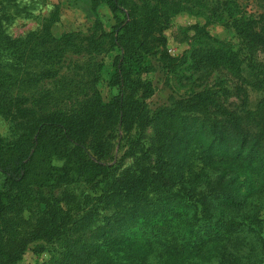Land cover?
<instances>
[{"label": "trees", "instance_id": "trees-1", "mask_svg": "<svg viewBox=\"0 0 264 264\" xmlns=\"http://www.w3.org/2000/svg\"><path fill=\"white\" fill-rule=\"evenodd\" d=\"M42 1L0 0V264L36 242L44 264H264V0L258 12L243 0H68L95 16L107 5L114 23L59 37ZM181 11L234 34H207L192 58L237 85L152 108L144 75L171 59L163 31ZM29 16L37 28L8 32ZM103 74L118 90L109 101ZM120 130L122 169L107 162ZM69 184L100 189L60 191Z\"/></svg>", "mask_w": 264, "mask_h": 264}, {"label": "rangeland", "instance_id": "rangeland-1", "mask_svg": "<svg viewBox=\"0 0 264 264\" xmlns=\"http://www.w3.org/2000/svg\"><path fill=\"white\" fill-rule=\"evenodd\" d=\"M43 19L48 21L50 31L57 37L68 32L89 33L93 30L97 19L102 23V27L110 31L114 23L112 13L107 5H101L98 15L95 16L90 10V6L75 7L68 0H43ZM245 10L258 12L259 0H243ZM36 13V8H35ZM38 20L33 16L22 17L8 26V32L15 37L23 36L28 31L37 28ZM207 34L224 40L237 43L234 34L221 23L209 20L204 16H198L188 11L179 12L171 21L168 28L163 31L167 39L166 52L171 58L169 61L161 60L160 55L155 57L156 70L144 75L149 79L155 90L148 103L152 108L162 105L174 104L175 100L196 93L203 88H210L214 85H228L232 91L237 85V80L226 69L205 68L204 65L198 67L194 63L192 55L196 49H205L212 46V39ZM210 36V35H209ZM97 88L105 101H109L118 90L109 85V78L103 74ZM255 98V93L251 94ZM232 101H238L234 95ZM9 124L0 118V131L8 134ZM151 132V130H149ZM124 133L120 130L119 137L113 140V149L108 157V164H114L120 169L131 164V159H125L124 155L127 147L122 141ZM125 161V162H124ZM100 186L87 184H69L61 187V192L72 193L73 195H89L99 192ZM40 242L31 244L24 252L22 259L17 264H44L51 258V253Z\"/></svg>", "mask_w": 264, "mask_h": 264}]
</instances>
